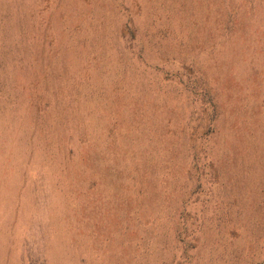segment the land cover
<instances>
[{
	"label": "rangeland",
	"instance_id": "1",
	"mask_svg": "<svg viewBox=\"0 0 264 264\" xmlns=\"http://www.w3.org/2000/svg\"><path fill=\"white\" fill-rule=\"evenodd\" d=\"M0 264H264V0H0Z\"/></svg>",
	"mask_w": 264,
	"mask_h": 264
},
{
	"label": "trees",
	"instance_id": "2",
	"mask_svg": "<svg viewBox=\"0 0 264 264\" xmlns=\"http://www.w3.org/2000/svg\"><path fill=\"white\" fill-rule=\"evenodd\" d=\"M11 108V110L13 109V107L11 106L10 107ZM14 110H15V108H14ZM89 156V155H88ZM88 158V157H87ZM85 160V159H84ZM100 161H102V153H100Z\"/></svg>",
	"mask_w": 264,
	"mask_h": 264
}]
</instances>
